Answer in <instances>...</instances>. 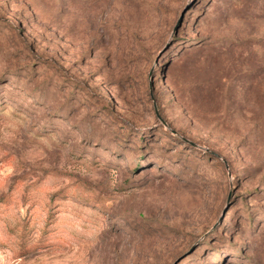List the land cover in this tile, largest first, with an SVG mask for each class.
I'll list each match as a JSON object with an SVG mask.
<instances>
[{
  "label": "rangeland",
  "instance_id": "374dc122",
  "mask_svg": "<svg viewBox=\"0 0 264 264\" xmlns=\"http://www.w3.org/2000/svg\"><path fill=\"white\" fill-rule=\"evenodd\" d=\"M0 264H264V0H0Z\"/></svg>",
  "mask_w": 264,
  "mask_h": 264
},
{
  "label": "water",
  "instance_id": "95a60500",
  "mask_svg": "<svg viewBox=\"0 0 264 264\" xmlns=\"http://www.w3.org/2000/svg\"><path fill=\"white\" fill-rule=\"evenodd\" d=\"M172 133H174V132H172Z\"/></svg>",
  "mask_w": 264,
  "mask_h": 264
}]
</instances>
